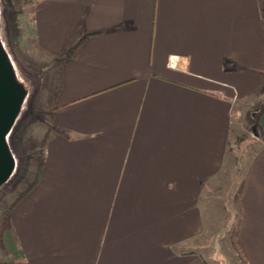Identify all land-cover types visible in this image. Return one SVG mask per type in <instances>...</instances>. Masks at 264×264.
<instances>
[{
	"label": "crops",
	"instance_id": "crops-1",
	"mask_svg": "<svg viewBox=\"0 0 264 264\" xmlns=\"http://www.w3.org/2000/svg\"><path fill=\"white\" fill-rule=\"evenodd\" d=\"M33 1L44 49L84 44L60 60L11 248L23 264H211L234 108L264 88V0ZM256 125L237 218L248 264H264V111Z\"/></svg>",
	"mask_w": 264,
	"mask_h": 264
},
{
	"label": "rangeland",
	"instance_id": "rangeland-1",
	"mask_svg": "<svg viewBox=\"0 0 264 264\" xmlns=\"http://www.w3.org/2000/svg\"><path fill=\"white\" fill-rule=\"evenodd\" d=\"M0 44L15 82L24 93L20 112L7 135L16 164L12 176L0 188V264H23V256L10 245V208L33 184L43 161L44 145L53 130L52 112L60 87L61 61L37 45L33 0H0ZM263 111L264 88L240 100L234 108L228 156L233 166L228 165L227 212L223 217L226 220L221 229L215 224L208 251L211 264H245L231 241L239 215L240 202L235 197L246 163L259 150L256 124Z\"/></svg>",
	"mask_w": 264,
	"mask_h": 264
},
{
	"label": "water",
	"instance_id": "water-1",
	"mask_svg": "<svg viewBox=\"0 0 264 264\" xmlns=\"http://www.w3.org/2000/svg\"><path fill=\"white\" fill-rule=\"evenodd\" d=\"M23 100V90L15 82L12 68L0 44V188L15 170L16 163L7 135L15 124Z\"/></svg>",
	"mask_w": 264,
	"mask_h": 264
},
{
	"label": "trees",
	"instance_id": "trees-1",
	"mask_svg": "<svg viewBox=\"0 0 264 264\" xmlns=\"http://www.w3.org/2000/svg\"><path fill=\"white\" fill-rule=\"evenodd\" d=\"M84 44V40L83 39H79L77 40V37L72 39L67 47H66V50L59 53V54H52L50 53L49 51H47L46 49H44L37 41V45L39 46V48L45 52H47L49 55L57 58V59H63L65 56H66V52L68 51V53L70 54L71 57H75L78 52L80 51L81 47L83 46ZM41 171H42V167L40 165L39 167V170L37 172V177L35 179V181L33 182V184L16 200V202L11 206L10 208V213L11 211L13 210V208L22 200V198H24L39 182V179H40V176H41ZM241 194H242V186L239 187L238 191H237V194H236V200L238 202H240V197H241ZM9 225V229H10V222L8 223ZM238 233H239V225L237 226L235 232H234V235L233 237L231 238L232 240V243L234 245V247L238 250L240 256L242 259H244L245 261V264H248V262L246 261L245 259V256L243 254V251L241 249V246L239 244V241H238Z\"/></svg>",
	"mask_w": 264,
	"mask_h": 264
}]
</instances>
